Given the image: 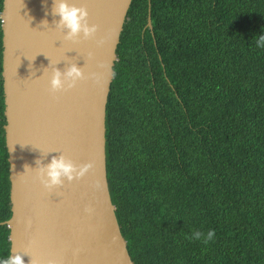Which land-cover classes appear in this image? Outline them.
<instances>
[{"label": "trees", "instance_id": "16d2710c", "mask_svg": "<svg viewBox=\"0 0 264 264\" xmlns=\"http://www.w3.org/2000/svg\"><path fill=\"white\" fill-rule=\"evenodd\" d=\"M126 18L105 148L131 259L264 264V0H132ZM2 35L0 18V223L12 215ZM209 229L208 243L191 238ZM9 233L0 224V258Z\"/></svg>", "mask_w": 264, "mask_h": 264}, {"label": "water", "instance_id": "95a60500", "mask_svg": "<svg viewBox=\"0 0 264 264\" xmlns=\"http://www.w3.org/2000/svg\"><path fill=\"white\" fill-rule=\"evenodd\" d=\"M56 2L3 0L4 129L12 215L0 224L10 230V253L23 255L25 264H135L111 200L105 148L116 49L132 0H66L87 9L82 23L97 25L93 35L80 31L72 37L53 11ZM147 23L151 27L150 8ZM73 64L84 78L52 92V70L64 73ZM61 156L77 170L88 163L91 167L79 179L62 177V183L45 188L39 170Z\"/></svg>", "mask_w": 264, "mask_h": 264}, {"label": "clouds", "instance_id": "9594fccd", "mask_svg": "<svg viewBox=\"0 0 264 264\" xmlns=\"http://www.w3.org/2000/svg\"><path fill=\"white\" fill-rule=\"evenodd\" d=\"M53 11L59 15L60 22L68 29V37H72L74 34L83 31L85 36L93 35L97 32L96 24L82 23L85 17L88 15V11L85 7H78L75 5H69L66 0H57L54 4ZM98 43H102L98 41ZM257 47H264V33L258 35L255 40ZM69 78H71L69 80ZM84 78L82 70L76 65H71L64 73H61L59 69H53L50 77V90L56 92L61 89L71 88L75 85V82ZM91 167V164H84L78 170L63 156L57 158L53 157L46 167L39 170L41 175V183L45 188H50L53 185L62 183L61 178L67 177V179H73L75 176L77 179L81 178L85 172ZM46 176L47 179H43ZM86 211L91 212L90 207H86ZM192 239L201 240L203 243H208L214 238V230L209 229L206 233L195 231L191 234ZM0 264H25L23 255L20 253L8 254L7 256L0 258Z\"/></svg>", "mask_w": 264, "mask_h": 264}, {"label": "flooded vegetation", "instance_id": "af4514ba", "mask_svg": "<svg viewBox=\"0 0 264 264\" xmlns=\"http://www.w3.org/2000/svg\"><path fill=\"white\" fill-rule=\"evenodd\" d=\"M145 27H149V28H151V27L148 25V23H147V25H146Z\"/></svg>", "mask_w": 264, "mask_h": 264}]
</instances>
